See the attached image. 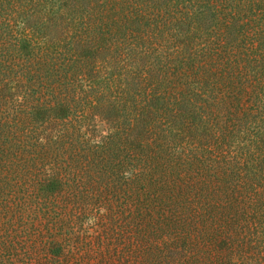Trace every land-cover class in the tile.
<instances>
[{
	"label": "trees",
	"instance_id": "1",
	"mask_svg": "<svg viewBox=\"0 0 264 264\" xmlns=\"http://www.w3.org/2000/svg\"><path fill=\"white\" fill-rule=\"evenodd\" d=\"M124 210L133 264H264V0H0V264Z\"/></svg>",
	"mask_w": 264,
	"mask_h": 264
},
{
	"label": "rangeland",
	"instance_id": "2",
	"mask_svg": "<svg viewBox=\"0 0 264 264\" xmlns=\"http://www.w3.org/2000/svg\"><path fill=\"white\" fill-rule=\"evenodd\" d=\"M121 213V229L123 230L124 236L118 242L119 248H114L111 243L107 242L104 245L99 243L98 237L96 233L91 229L92 222L90 219L85 221V227H75V232L68 231V224L65 223L64 220L59 221L53 231L54 234L47 236V241H51L53 239L57 245H63L66 249L65 256L62 260V264H133L134 259L131 257L129 259L128 249L130 248V244H132V240L135 237L134 225L131 221L127 212L120 211ZM4 221L0 218V223ZM127 221L131 223L126 224ZM6 226L0 224V241H5L10 238L7 237L5 231ZM77 235H80V239L77 240ZM46 237V236H45ZM37 234H28L21 238H14L12 242L21 243L16 244L18 247H22L21 249L26 250V252L20 253L21 251L17 249L20 253V257L16 258L14 264H20L22 261L31 262L32 264H57L55 260H52L51 254H47L43 251V248L39 249L34 243H40L41 239ZM91 239L94 242L92 247H89L88 244L85 243V239ZM21 242H18L17 240ZM40 245V244H39ZM52 244H48V248H51ZM110 246L113 249H110ZM22 250V251H23ZM53 252H55L53 250ZM128 257V258H127ZM135 263V262H134ZM10 264V263H6Z\"/></svg>",
	"mask_w": 264,
	"mask_h": 264
}]
</instances>
